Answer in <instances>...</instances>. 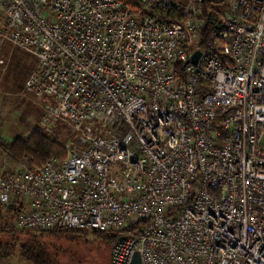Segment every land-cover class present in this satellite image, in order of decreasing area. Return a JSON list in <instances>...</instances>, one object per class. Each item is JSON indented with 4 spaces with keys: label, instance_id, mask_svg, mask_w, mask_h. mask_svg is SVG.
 <instances>
[{
    "label": "built area",
    "instance_id": "1",
    "mask_svg": "<svg viewBox=\"0 0 264 264\" xmlns=\"http://www.w3.org/2000/svg\"><path fill=\"white\" fill-rule=\"evenodd\" d=\"M138 1L0 0V47L53 99L41 128L78 146L0 167V206L120 234L111 264H264V0H230L221 51L199 46L205 0Z\"/></svg>",
    "mask_w": 264,
    "mask_h": 264
},
{
    "label": "rangeland",
    "instance_id": "2",
    "mask_svg": "<svg viewBox=\"0 0 264 264\" xmlns=\"http://www.w3.org/2000/svg\"><path fill=\"white\" fill-rule=\"evenodd\" d=\"M227 4L230 5L231 1L205 0L202 5L203 15L205 5L209 7V11H216L220 15L229 11ZM0 62V142L9 143L19 135L30 134L35 127H41L42 118L53 108V99L38 98L24 89L27 77L37 62L34 56L22 49L4 45L0 47ZM48 133L54 134L66 145L71 141V145L78 148L77 143L74 144L75 132L70 127L57 123L52 132ZM18 164L0 152V167L10 168ZM7 220L8 218L0 220V223ZM8 236L9 234H3V238ZM113 245L103 241L85 242L62 238L55 243V255L62 264H74L71 261L72 254L84 257V264H111ZM0 264L32 263L22 257L17 246L9 256H0Z\"/></svg>",
    "mask_w": 264,
    "mask_h": 264
},
{
    "label": "trees",
    "instance_id": "3",
    "mask_svg": "<svg viewBox=\"0 0 264 264\" xmlns=\"http://www.w3.org/2000/svg\"><path fill=\"white\" fill-rule=\"evenodd\" d=\"M128 2L136 9L141 7L138 0H128ZM203 7L204 25L199 46L208 50H224L225 47L217 43V36L226 29V26L216 11H209L206 5ZM152 12H155L154 9ZM165 17L176 18L177 15L167 10ZM0 152L13 163H20L25 157H32L35 166H42L53 156L65 158L67 147L54 134L37 126L28 135H19L9 143L0 142ZM18 212L17 208L6 210L0 206V220L4 221L8 218L7 221L0 223V256H9L19 246L22 257L32 264H62L55 255V243L62 238L85 242L103 241L112 245L120 235L112 231L80 228L57 227L45 231L19 229L15 225ZM3 234H9L8 238H3ZM71 261L74 264H84L85 258L72 254Z\"/></svg>",
    "mask_w": 264,
    "mask_h": 264
},
{
    "label": "water",
    "instance_id": "4",
    "mask_svg": "<svg viewBox=\"0 0 264 264\" xmlns=\"http://www.w3.org/2000/svg\"><path fill=\"white\" fill-rule=\"evenodd\" d=\"M200 55H201V50L195 51V53L192 56L193 62H197L199 60ZM120 238L123 239V238H125V236H122ZM131 264H143L142 258H141V255L139 252H135Z\"/></svg>",
    "mask_w": 264,
    "mask_h": 264
}]
</instances>
